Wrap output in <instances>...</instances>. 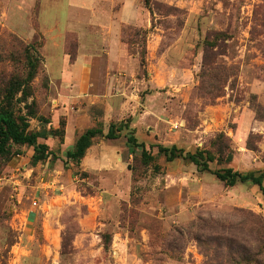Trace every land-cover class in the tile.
I'll list each match as a JSON object with an SVG mask.
<instances>
[{
  "label": "rangeland",
  "instance_id": "374dc122",
  "mask_svg": "<svg viewBox=\"0 0 264 264\" xmlns=\"http://www.w3.org/2000/svg\"><path fill=\"white\" fill-rule=\"evenodd\" d=\"M130 1L140 10L135 22L124 23L122 14L109 37L99 24L78 31L84 0H0V98L11 78L26 73L32 49L42 62L33 96L18 107L26 114L36 100L49 123L33 119L31 129H60L67 119L52 117L48 64L60 80L61 71L74 70L64 54L70 60L66 48L74 53L77 44L66 42L74 33L67 32L64 54L47 55L44 32L77 31L81 52L99 56L120 38L129 103L109 123L130 120L155 157L146 165L140 151L118 146L122 164L92 170L94 157L90 168L84 160L65 165L71 144L49 138L40 143L56 159L34 166L33 148L15 146L14 155L0 159V264H264L261 189L251 182L231 186L159 155V146L192 154L222 148L230 160L214 162L212 171L264 173V0H155L167 6L151 1L152 13L144 0ZM121 2H112L115 15ZM108 13H99L105 23ZM219 32L229 36L210 48ZM91 114L98 121L102 107ZM100 123L107 133L109 124Z\"/></svg>",
  "mask_w": 264,
  "mask_h": 264
},
{
  "label": "crops",
  "instance_id": "0c3cea01",
  "mask_svg": "<svg viewBox=\"0 0 264 264\" xmlns=\"http://www.w3.org/2000/svg\"><path fill=\"white\" fill-rule=\"evenodd\" d=\"M105 2V0H84V5L79 7L81 19L78 31L80 33L85 28L92 30L94 26L98 27L99 24V26H102V29H106L110 35L109 37H112L113 30L115 28L117 30L119 27L118 23L122 18V14L125 15L123 22L130 24L135 22L134 19H136V16L134 12L138 11L139 14L140 11L130 0H122L121 3L123 6L120 12L115 15L112 2H116V0H108L107 4ZM103 3L111 12V14L108 13V15L104 16V18L108 20L107 23L103 21L102 17L99 18L101 16L99 13L102 14V11L106 10V8L103 9L100 6V4ZM86 14L89 16L88 21H86ZM71 21L72 19H69V22ZM101 21L104 23L102 24ZM54 28L55 27L44 32L47 39V46L45 48L47 55L59 52L64 54L63 41L67 32L76 33L80 42L78 57L74 64H70L69 56L64 54V62H68L69 65L73 66L74 70L66 69L61 71L60 80L54 78V71L51 70V66L48 64V74L51 80L50 101L54 103V114H52V117L54 118L55 114H63L66 116V143L68 141L67 144H71L68 148V151H70L86 130L93 128L99 122L107 126L110 121L109 117L112 115H119L121 110L129 103L124 99V97H128L129 95V85L128 81L123 79L124 76V78H127V74H125L122 68L123 60L128 59V53L126 52L127 50L124 49L125 46L119 38V42L115 40L112 41V44H114L113 48L110 42H107V46L104 47V52L101 56L85 54V52L83 54L81 52L82 40L79 32L66 30L65 33L55 34ZM115 36L116 34H114V37ZM115 90H118L119 93L114 94ZM74 91H77V93L74 94ZM72 106L77 110H72ZM94 107H102L103 109V117L98 121H96L95 117L91 114V109ZM61 108L64 109V111H62ZM58 124L55 120L53 126L57 127ZM69 135H72V141L69 140ZM98 140L99 138L95 139V144L89 149L84 159V162L88 164L87 160L91 157L95 158L93 162L91 161L93 166L89 163L86 165L87 167L90 165L92 170H103L116 168L119 164L124 162L122 153L124 148L121 150L114 149V147L118 148V146H127V143L121 142L123 139L107 140L104 138L100 143H98Z\"/></svg>",
  "mask_w": 264,
  "mask_h": 264
},
{
  "label": "trees",
  "instance_id": "16d2710c",
  "mask_svg": "<svg viewBox=\"0 0 264 264\" xmlns=\"http://www.w3.org/2000/svg\"><path fill=\"white\" fill-rule=\"evenodd\" d=\"M151 1L167 6V4L160 1L144 0V4L146 5L145 7L151 13ZM139 31L141 30L139 29ZM215 36L216 39L213 42H209L210 48L218 46L219 41L223 38H227L229 35L224 32H219ZM70 38L72 40H76L77 48L74 53L70 52L69 46L66 49L69 52L70 61L75 63L78 57V36L74 33H68L66 35V42L70 41ZM122 39L124 40V33H122ZM27 52L26 73L24 76L16 75L11 78L3 90V97L0 98V159H7L14 155L13 148L15 146H27L33 148V165L37 166L40 163L56 159V155L54 151L50 149V146L46 143H40V139H44L46 141L49 138H59L60 143L65 144L67 121L62 120L60 129L57 130L45 129V131H34L31 129V120L37 119L42 123H49V121L39 115L36 109L37 101L33 100L31 105H26V109L28 110L26 114H23L22 109L18 107L20 104L28 102V98L33 96L32 83L39 73L42 62L41 58L36 56L32 49L30 50L28 48ZM217 73L221 74L222 70ZM20 94L21 96L19 97ZM129 121L130 120L109 123L107 133L103 130V125L100 127L98 124L93 128L86 130L79 137L73 149L66 152V160L64 161V164L67 165L68 163H73L77 166L80 165L86 158L89 149L95 144L96 138L118 140L122 137L126 138V143L129 149L133 150V152L136 150L141 152V158L144 164L147 165L153 163L155 161V157L148 152L144 143H140L138 141L135 129L131 127ZM159 155L165 157L167 162H174L178 159H183L195 165L200 172L212 173L218 180L231 186L238 183L251 182L252 184L258 186L264 194V173L260 175L255 173L244 174L235 171L232 168L212 171L211 164L214 162L228 163L229 158L225 161L223 160L224 150L222 148H219L217 153L203 150L192 154L185 153L177 146H173L171 148L159 146Z\"/></svg>",
  "mask_w": 264,
  "mask_h": 264
}]
</instances>
